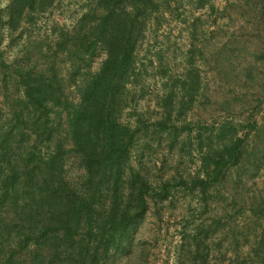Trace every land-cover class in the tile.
I'll return each instance as SVG.
<instances>
[{
	"label": "trees",
	"instance_id": "obj_1",
	"mask_svg": "<svg viewBox=\"0 0 264 264\" xmlns=\"http://www.w3.org/2000/svg\"><path fill=\"white\" fill-rule=\"evenodd\" d=\"M8 1L3 9L0 0V264H130L148 213L160 219L179 195L196 202L200 221L183 227L175 264H264L260 129L258 142L249 141L232 121L188 118L206 98L194 57L204 65L212 56L214 69L225 72L247 51L238 41L211 48L204 31L199 42L204 22L194 13L205 10L229 21L239 14L257 33L252 54L264 109V0L222 9L216 0L191 1L192 19L182 21L191 49L182 74L156 97L155 117L137 113L130 88L141 78L138 53L150 24L173 17L178 0H93L71 29L54 27L52 43H33L13 62L4 59L5 38L21 37L58 0ZM127 111L133 122H124ZM163 145L177 164L165 170V160L156 175L146 158ZM71 157L83 171L75 183L67 176ZM257 177L258 194L250 187Z\"/></svg>",
	"mask_w": 264,
	"mask_h": 264
},
{
	"label": "rangeland",
	"instance_id": "obj_2",
	"mask_svg": "<svg viewBox=\"0 0 264 264\" xmlns=\"http://www.w3.org/2000/svg\"><path fill=\"white\" fill-rule=\"evenodd\" d=\"M93 0H58L55 7L44 15L37 18L34 23L27 25L21 37H6L1 50L7 62L21 59L26 48L32 47L33 43H52V31L54 27H66L71 29L80 17L87 11ZM179 11L173 17L166 15V20L157 26L153 21L146 33V39L139 49L138 67L141 71V78L138 83L130 89L137 102V113L146 117H155L157 113L156 97L163 94L164 83L170 77H178L185 68V59L191 49V36L187 30V23L184 19L191 20L193 14V0H178ZM8 0H2L1 7L8 5ZM234 0H216L220 9L227 3ZM181 13L182 16L175 20ZM196 17L202 15L204 25L200 28L198 41L204 39L206 34L207 43L214 48L215 45L222 46L235 41L245 44L246 52H242L239 58L233 61L236 67H225V72H218L214 69L215 62L210 59L208 64H202L196 55L194 61L200 67V76L206 91V98H200L198 104L189 114L192 122H201L211 125L221 124L226 120L241 126L240 133H249V141L254 139L258 142V128L261 139H264V109L258 102V56L252 51L258 50L257 33L245 24V20L239 14H233L232 19H219L218 16L208 13L206 10L194 13ZM217 18V27L212 23ZM248 26V27H247ZM216 30V37L209 34ZM204 31V35L201 32ZM14 40V42H13ZM201 45V43L196 42ZM103 56L93 65V70L99 69ZM236 70L234 71V69ZM228 73V76H226ZM124 115V122H133L134 118L128 114ZM255 125V126H254ZM254 126V127H253ZM253 127V128H252ZM156 145L153 146V149ZM167 160L166 169H171L177 164L176 159L167 155L166 146L154 152H149L146 158L147 166L157 175L159 167ZM185 166L190 167L189 162ZM194 165L191 166L194 169ZM79 162L71 157L67 165L68 179L75 183L82 175ZM256 185L250 183L252 193L258 194V177ZM196 202L189 206V200L179 195L174 203H166L161 210L159 219L154 210H151L142 226L134 235V255L130 264H175L179 254L183 227L187 224L199 222V211L196 209ZM196 210V211H195ZM212 215L205 216L203 220L209 219ZM238 221V231H246V221ZM193 226V225H192ZM191 226V227H192Z\"/></svg>",
	"mask_w": 264,
	"mask_h": 264
}]
</instances>
